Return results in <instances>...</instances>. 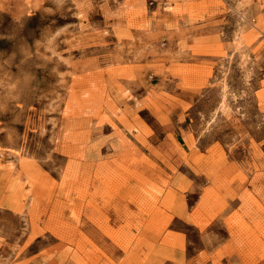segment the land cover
Here are the masks:
<instances>
[{
    "label": "rangeland",
    "instance_id": "1",
    "mask_svg": "<svg viewBox=\"0 0 264 264\" xmlns=\"http://www.w3.org/2000/svg\"><path fill=\"white\" fill-rule=\"evenodd\" d=\"M0 264H264V0H0Z\"/></svg>",
    "mask_w": 264,
    "mask_h": 264
}]
</instances>
